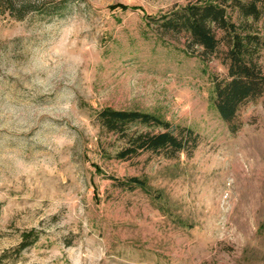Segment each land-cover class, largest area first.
<instances>
[{
  "label": "rangeland",
  "instance_id": "1",
  "mask_svg": "<svg viewBox=\"0 0 264 264\" xmlns=\"http://www.w3.org/2000/svg\"><path fill=\"white\" fill-rule=\"evenodd\" d=\"M50 1L58 15H0V264H264L263 99L231 134L214 107L220 59L144 21L194 0ZM103 108L189 128L198 145L119 160L126 140L100 127ZM133 177L144 187L118 186Z\"/></svg>",
  "mask_w": 264,
  "mask_h": 264
},
{
  "label": "trees",
  "instance_id": "2",
  "mask_svg": "<svg viewBox=\"0 0 264 264\" xmlns=\"http://www.w3.org/2000/svg\"><path fill=\"white\" fill-rule=\"evenodd\" d=\"M63 2L0 0V15H9L17 21L33 14L54 16L64 8ZM115 7L126 10L124 6ZM263 14L264 0H194L163 14L144 16L146 26L161 34L183 35L189 51L199 49L197 55L201 61L214 57L226 67V76L213 80L214 107L231 134L240 128L234 119L241 105L260 98L264 102V74L259 65L264 34L254 27ZM96 119L107 132L125 138L126 147L115 154L119 160L136 157L143 152L168 158L179 153L191 155L198 145V136L191 129L173 126L149 113L103 108L97 112ZM137 125L160 131H128L130 126ZM118 186L133 190L143 188L144 183L133 177L125 183L118 182ZM37 240L38 233L34 230L24 233L17 252L32 246Z\"/></svg>",
  "mask_w": 264,
  "mask_h": 264
}]
</instances>
